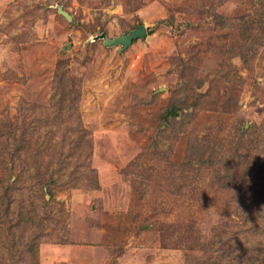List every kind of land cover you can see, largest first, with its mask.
<instances>
[{
    "label": "rangeland",
    "instance_id": "obj_1",
    "mask_svg": "<svg viewBox=\"0 0 264 264\" xmlns=\"http://www.w3.org/2000/svg\"><path fill=\"white\" fill-rule=\"evenodd\" d=\"M250 3L0 0V182L21 188L2 217L0 185V264H212L224 251L238 264L259 253L219 234L247 223L230 182L235 127L264 129V47L235 45ZM140 25L152 33L126 50L96 39ZM214 79L234 112L220 120L205 103L197 120L186 108L167 116L188 84L207 92ZM20 208L32 221L16 227ZM35 239L38 259L18 249Z\"/></svg>",
    "mask_w": 264,
    "mask_h": 264
},
{
    "label": "trees",
    "instance_id": "obj_2",
    "mask_svg": "<svg viewBox=\"0 0 264 264\" xmlns=\"http://www.w3.org/2000/svg\"><path fill=\"white\" fill-rule=\"evenodd\" d=\"M253 4L252 14L249 12L247 14L236 16L234 18L236 25H239L240 23H247L246 29L243 31V37L245 39V43L237 42L235 45L237 46L238 51H241V46H247L246 55H253L256 56V54L259 52V49L264 47V0H251V3ZM217 18L221 19L222 16H217ZM224 18V17H223ZM226 22L220 21L219 27L220 28H226ZM137 28V27H136ZM149 33H152L151 30L148 31ZM240 32V30H239ZM225 39H228L227 34H223ZM240 37V33H239ZM243 45H241V44ZM247 44V45H246ZM236 49V48H235ZM223 77V76H222ZM224 80L227 83L229 81L228 77H223ZM227 78V79H226ZM202 84V83H201ZM201 84H198V89L201 87ZM220 84H222V81L220 79H214L213 82H211V87L207 92H200L198 93L197 89H193L194 84H188L187 87L188 90H190L191 94H188L187 98L183 100L182 103L177 106H173L171 110H169L166 114L167 116L175 117V115H172L170 111H174L176 113L183 111L185 108L189 110V114H192L194 117H190L189 119H195L197 120L200 118L199 113H201L202 109H205L203 105L205 103H209L213 108L214 112L217 113V117L220 120H223L224 114L226 113H232L235 110V100L234 97L231 96L230 98H227L225 101L222 100V95L219 92ZM192 89V92H191ZM230 89V88H229ZM232 92V89H230ZM214 92V93H213ZM205 98H211V101L207 102ZM232 98V99H231ZM261 126L256 128L250 127L248 130L244 131L243 127H235V134L233 135L232 139L230 140V152H229V158L234 161L236 168L234 175L230 177V182L235 185V188L240 191V193H237V197L235 198V201L240 203H244V201H248L249 204L246 205L244 208L247 211H244V219L247 223L244 225H238L234 222H228L224 223L223 227L226 229H229V234L227 235L226 231H220L219 234L222 235L224 238L227 237V240L231 242L234 246L239 247H245L253 245L257 247L256 252L255 249L253 254H248V257L246 261H242L238 264H264V243L260 244L259 240H262L264 242V129L261 131ZM252 129V130H251ZM253 129L255 131H253ZM253 131V132H252ZM263 133L261 136L260 133ZM208 149L211 148V143H208L207 146ZM243 151H245L246 157H245ZM248 162V163H246ZM246 165V169H243V166ZM221 180L222 177H219ZM254 178V184H250L251 179ZM10 180V178H9ZM14 183L10 185V182L7 180L2 179L0 182V185L3 186L5 189L4 195L5 198L8 199L9 203L5 204V208H3L2 211H4L2 217H6V215H9L13 203L15 202L14 195L17 196V190H21L20 187L17 185L14 186ZM257 187L255 191H252V188ZM15 191V193H13ZM243 191V196H241V193ZM19 204V202H18ZM25 208V207H21ZM20 208L19 216L13 217L10 219H16L15 225L16 227H19L23 224H27L32 221V218L27 214L20 215L24 211ZM241 210V209H240ZM8 213V214H7ZM13 215V211H12ZM26 216V217H25ZM247 216V218H246ZM3 219V218H2ZM27 219V220H26ZM257 222V225H256ZM262 223V224H261ZM247 227V228H246ZM9 230V234L13 236V230L14 225L11 224V227H7V231ZM22 235V234H21ZM243 236V237H242ZM15 237V236H14ZM17 237V236H16ZM235 237L236 240H235ZM242 240V241H241ZM242 243H241V242ZM32 244H36V239L33 240L30 243L22 244L19 242V250L25 251L29 255L33 256L34 258L38 259V254L35 247H33ZM17 245V243H16ZM15 247V246H14ZM252 248H248V252L250 253ZM22 253V252H21ZM13 257H16L17 253L12 252L11 253ZM235 253H229L224 251V254L221 255V257L215 261L212 264H231L234 261V255ZM19 258L23 261L25 260L24 257H22V254L19 255ZM39 262V261H38ZM33 263L30 262V264H39V263ZM7 264V263H5ZM8 264H13L10 260Z\"/></svg>",
    "mask_w": 264,
    "mask_h": 264
},
{
    "label": "water",
    "instance_id": "obj_3",
    "mask_svg": "<svg viewBox=\"0 0 264 264\" xmlns=\"http://www.w3.org/2000/svg\"><path fill=\"white\" fill-rule=\"evenodd\" d=\"M69 20L71 17L67 13H63ZM147 28L144 25L138 26L137 29L132 30L128 34H124L119 37L109 38L108 35L103 34L96 39H102L104 41L105 46L107 47H115L121 46L123 50H126L130 45L133 44L134 41L138 39H143L147 36ZM173 115H177L174 111H172Z\"/></svg>",
    "mask_w": 264,
    "mask_h": 264
}]
</instances>
